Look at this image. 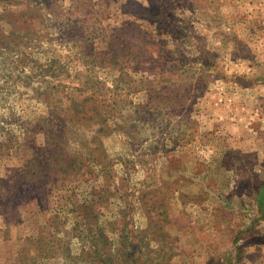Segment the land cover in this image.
Returning <instances> with one entry per match:
<instances>
[{
    "label": "rangeland",
    "instance_id": "obj_1",
    "mask_svg": "<svg viewBox=\"0 0 264 264\" xmlns=\"http://www.w3.org/2000/svg\"><path fill=\"white\" fill-rule=\"evenodd\" d=\"M0 264H264V0H0Z\"/></svg>",
    "mask_w": 264,
    "mask_h": 264
}]
</instances>
